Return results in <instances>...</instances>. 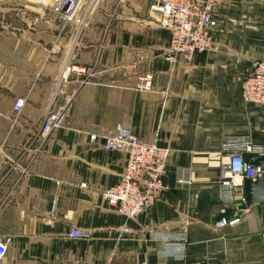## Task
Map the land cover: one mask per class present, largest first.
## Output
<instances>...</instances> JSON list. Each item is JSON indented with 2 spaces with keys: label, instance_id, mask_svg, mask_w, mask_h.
Masks as SVG:
<instances>
[{
  "label": "crops",
  "instance_id": "0c3cea01",
  "mask_svg": "<svg viewBox=\"0 0 264 264\" xmlns=\"http://www.w3.org/2000/svg\"><path fill=\"white\" fill-rule=\"evenodd\" d=\"M215 4L217 51L193 54L188 63L177 58L173 68L163 58L168 32L142 0H127L113 16V0H102L77 41L61 33L48 50L58 26L41 17L33 38L49 44L17 42V60L9 56L0 66V151L27 173L0 155L2 264H264V200L238 212L235 226L213 227L233 213L216 196L218 167L226 161L221 142L246 136L264 149V107L243 105L239 92L252 62L264 57V0ZM71 64L92 65L94 73L81 86L69 81L67 91L75 92L61 127L40 144L54 80ZM145 74L150 90L139 92L135 77ZM14 97L25 99L18 114L11 112ZM117 125L169 153L163 191L133 219L115 214L100 196L119 182L124 155L87 139ZM178 169L189 173L188 190L175 185ZM69 228L86 237L70 239ZM153 233H184L183 259L162 257Z\"/></svg>",
  "mask_w": 264,
  "mask_h": 264
},
{
  "label": "built area",
  "instance_id": "2783aa9c",
  "mask_svg": "<svg viewBox=\"0 0 264 264\" xmlns=\"http://www.w3.org/2000/svg\"><path fill=\"white\" fill-rule=\"evenodd\" d=\"M127 0H113V13ZM145 2L147 12L155 21L157 27L168 32L169 40L164 49L163 58L173 68L176 59L188 63L193 54L216 52L213 30L216 26L213 19L215 0H142ZM56 20L61 23L58 33L68 25L74 28L75 34L87 27L89 19L99 8L102 0H41ZM133 67V66H130ZM94 66H80L77 64L64 65L54 80L51 99L46 109L38 131V142L53 131L61 127L65 110L70 106L75 89L67 91L71 82L81 86L92 77ZM134 89L139 92L150 90V75L135 77ZM240 101L243 105L255 104L264 107V57L253 61L248 74L239 84ZM25 104V99L14 97L11 112L18 114ZM90 141H100V148L106 152L121 153L125 157L123 171L119 182L101 192V199L107 208L118 216L133 219L145 213L163 191L164 184L161 178L165 174V164L169 156L166 148H158L153 143H143L127 128L115 126L112 131L102 132L100 135H88ZM226 161L218 167L216 196L221 207L230 206L233 213L230 217H220L214 224L215 229L223 226L232 227L239 221L238 212L244 203L242 184L244 179L254 180L260 178L261 167L243 166L241 156L244 153L264 155V149L252 143L246 136L227 137L220 145ZM1 158L13 170L23 175L26 167L19 165L15 160L7 157L0 151ZM177 187L188 190L192 184L186 169H178L175 178ZM194 197V196H193ZM47 213L53 215L56 200L53 196L49 200ZM221 214L224 209L219 210ZM123 233L128 229L120 227ZM70 239H82L86 233L79 229L69 228ZM151 239L158 242L162 257L174 260L183 259L185 234L177 235L153 233ZM6 253L5 240L0 238V264Z\"/></svg>",
  "mask_w": 264,
  "mask_h": 264
},
{
  "label": "rangeland",
  "instance_id": "374dc122",
  "mask_svg": "<svg viewBox=\"0 0 264 264\" xmlns=\"http://www.w3.org/2000/svg\"><path fill=\"white\" fill-rule=\"evenodd\" d=\"M216 3V0H215ZM46 18L47 21H53L58 26L57 34L48 48L57 44L59 35L66 33L67 37H71V41L78 40L80 32L75 34L74 28L71 25H67L64 31L59 32L60 24L53 13L47 9L41 0H0V66L2 62L6 61L9 56L14 57L17 60L18 54L16 52V46L18 41H22L24 46H45L48 42L40 38H33V35L38 33V24L42 21V18ZM56 21V22H55ZM72 27V29L69 27ZM68 30V31H67ZM82 31V30H81ZM12 46V51L8 52V49ZM47 55V54H46ZM47 57V56H45ZM260 60V59H259ZM2 73L0 70V98L4 99L5 91L2 87Z\"/></svg>",
  "mask_w": 264,
  "mask_h": 264
},
{
  "label": "water",
  "instance_id": "95a60500",
  "mask_svg": "<svg viewBox=\"0 0 264 264\" xmlns=\"http://www.w3.org/2000/svg\"><path fill=\"white\" fill-rule=\"evenodd\" d=\"M241 161L243 166L261 167V175L260 178L254 180L244 179L242 184L244 203L241 205L240 210L250 208L264 200V155L244 153L241 156Z\"/></svg>",
  "mask_w": 264,
  "mask_h": 264
}]
</instances>
